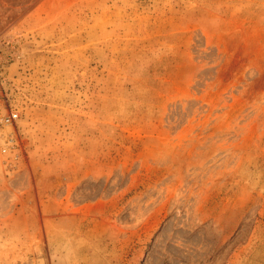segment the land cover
<instances>
[{
	"label": "rangeland",
	"instance_id": "rangeland-1",
	"mask_svg": "<svg viewBox=\"0 0 264 264\" xmlns=\"http://www.w3.org/2000/svg\"><path fill=\"white\" fill-rule=\"evenodd\" d=\"M0 264H264V0H0Z\"/></svg>",
	"mask_w": 264,
	"mask_h": 264
},
{
	"label": "built area",
	"instance_id": "built-area-1",
	"mask_svg": "<svg viewBox=\"0 0 264 264\" xmlns=\"http://www.w3.org/2000/svg\"><path fill=\"white\" fill-rule=\"evenodd\" d=\"M3 105V101L1 98V91H0V107ZM19 118V115L17 112L9 110V112H6L4 115H0V123L2 125L10 126L14 128V124Z\"/></svg>",
	"mask_w": 264,
	"mask_h": 264
}]
</instances>
